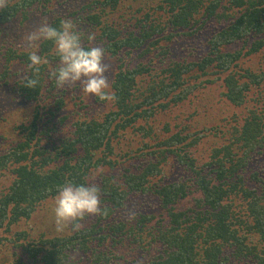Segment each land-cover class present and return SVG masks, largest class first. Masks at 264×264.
I'll return each mask as SVG.
<instances>
[{"label":"trees","instance_id":"16d2710c","mask_svg":"<svg viewBox=\"0 0 264 264\" xmlns=\"http://www.w3.org/2000/svg\"><path fill=\"white\" fill-rule=\"evenodd\" d=\"M69 1L67 6L59 1L56 7L53 0H8V5L0 9V39L8 27L14 28L21 16V23L33 24L39 18L40 23L47 20L57 28L62 20L75 16L72 21L81 34L82 44L104 49V63L108 65L106 76L116 99L101 101L89 94L85 103L81 96L72 94V98L76 97L77 110L84 109L85 115L97 110L102 113L90 119H78L72 138L55 140L60 126L75 112L65 108L68 88L58 87L55 81L52 83L50 71L59 63L54 43H39L38 55L53 64L49 70L47 63L42 64L38 74L27 66L30 53L24 46L16 50L9 44L0 78L6 79L14 70L19 76L9 84L0 85V114L1 101L14 92L16 98L25 102L27 114L31 107V118L21 122L10 145L5 146L0 116V176L6 178V188L0 189V233L10 225L24 226L30 231L28 235L25 231H16L12 241L6 239L13 247L5 258L8 261L17 258L12 264H118L117 260L125 256L115 252L114 247L125 241L132 251H148L152 245L158 246L154 255L149 251L148 260L141 264H264V175L261 168L264 110L254 103L242 121L235 120L227 129L229 134L212 133L219 139L211 140L215 143L209 147L207 160L204 150L208 142L199 136L200 131L191 135L195 137L193 140L201 138L191 146L200 150L197 154L195 148L191 151L187 146L177 149L187 141L186 136L180 135L182 130L169 134L173 129L167 128L165 133H157V141L162 138L166 141L148 147L141 144L142 139L148 142V135L155 132H142L137 128L142 123L148 125L156 121L152 119L157 115L173 111L177 102L189 98L193 90L201 89L205 82L200 80L195 84L200 78L214 84L225 75V98L235 107H247L252 93L258 95L254 100L260 102L262 94L264 96V57L257 60L258 68L240 66L239 61L244 56L264 51V0H161L155 9L147 4L136 9L140 15L133 14L130 21L134 19L135 24L127 28L121 23L117 26L109 16L120 9H131L127 5L129 0H89L76 9L68 7ZM51 4L54 9L48 11ZM59 6H65L69 12L64 14ZM200 15L216 23L204 45L206 53L195 55L189 51L184 57L165 64L164 60L172 53L170 48H174L186 29L196 27ZM92 31L95 39L89 41L85 36L92 35ZM161 42L167 48L163 50V58L155 53L134 70L115 68V62L128 47L147 49L142 50V56H146L158 50ZM246 45L251 46L248 51ZM15 57L20 60L21 71L12 70ZM157 59L166 65L165 69ZM229 59L233 64L224 62ZM159 67L160 71L153 74ZM212 67L220 71L207 73ZM25 74L38 80L35 88H25ZM144 74L151 79L147 91L138 86V78ZM191 81L196 86L186 84ZM6 85L10 87L5 88ZM184 86L188 89L177 95ZM171 124L168 122L166 126ZM134 130L137 133L132 136L129 131ZM126 135L132 137L126 141ZM135 143L139 146L133 156L130 147ZM124 144L128 146L126 149ZM162 148L171 158L170 162L164 154L156 160ZM201 151L202 156L196 157ZM135 154L142 161L130 166L132 168L125 166ZM259 159L263 163L257 162ZM178 170L189 177L174 180V171ZM66 182L75 186L96 184L100 189L102 214L86 215L77 221L83 225L79 230L57 232L55 197ZM192 186L198 193L194 207L181 209L178 203L193 193ZM133 197H152V206L164 216L163 221L155 220L158 215L148 210H138L124 219L118 212L124 210ZM92 216H97L93 217V224L85 225ZM40 227L47 230L36 237ZM34 228L37 230L31 234Z\"/></svg>","mask_w":264,"mask_h":264},{"label":"rangeland","instance_id":"374dc122","mask_svg":"<svg viewBox=\"0 0 264 264\" xmlns=\"http://www.w3.org/2000/svg\"><path fill=\"white\" fill-rule=\"evenodd\" d=\"M62 2H64V5L67 6V0H59ZM58 0H53L52 4H55L57 7V3L59 2ZM89 0H70L68 3V7H75L79 8L82 5H84L85 3H87ZM161 0H129L127 2V5L131 6V9H120L118 11H116L114 14L110 15V21L115 20L116 21V25L119 26V23H121L122 25H126L125 28H127V26L130 25H134L135 20H131L130 18H132L133 14H135V16L140 15L136 13V9H138L141 6H145V4H147L150 8L155 9V7H158V5L160 4ZM51 3V2H50ZM52 4L50 5V7L48 8V11H52L54 9V6H52ZM58 9L60 11H62L64 14H67L69 11H67V8H65V6H59ZM58 12V10L56 11ZM157 13H161L160 11H156ZM228 13V12H227ZM46 15V14H45ZM208 16L206 15H200L197 17L198 22L197 25H195L196 27L193 30H189L186 29L184 31L185 34H182L183 37L179 36V42L176 43L174 45V48L171 47V51L172 53L168 55L167 60H164L165 64H169L172 59H179L181 57H184L186 54L189 53V51H192L195 55H199V54H204L206 53V48H205V43L210 39V34L213 32V30L215 29L214 27L216 26V23H214L212 20H209V18H207ZM34 19V18H32ZM37 19V17H36ZM39 19V18H38ZM35 20L36 23L31 24L30 22H25V23H21L22 21V16L20 21H17V23L14 25L13 27H8L6 29V31L3 33L1 39H0V73L2 72V63L5 61V57L4 54L6 53L9 44L12 45L16 50L18 46H23V37L35 30L41 23L39 22V20ZM69 19L73 20L75 19V16H70ZM76 23H80L79 20H76ZM200 29V30H199ZM133 29H130V31ZM198 34H194L195 31H198ZM135 31H139V29H136ZM127 32V29L125 30L124 33ZM93 33V31H92ZM94 34V33H93ZM96 34V32H95ZM193 34V36H192ZM166 35H169V33L166 32ZM88 37V36H85ZM193 37V38H191ZM97 45V44H96ZM166 47V44L164 42L160 43V48L158 47V50H155L153 53L148 54L146 56H142V50H147V49H139V48H131L128 47V49H126V51H124L123 55L120 57L119 61L115 62V68L117 66L123 68V69H127V70H134V68H137V66L139 65L140 62L143 63H147V61L151 58L154 57L153 54L158 53L162 56L163 58V50ZM247 47V51L250 49V45H246ZM24 49L30 53V50L27 49L26 47H24ZM167 49V48H165ZM37 54L40 50V48L38 47L37 49H34ZM232 52H234V50H231ZM7 56V55H6ZM264 57V51L262 52H258L255 55H249V56H244L243 59H241L239 61V65L240 66H244V67H250V66H255L256 68H258V63L257 60L260 59V57ZM24 59V58H23ZM23 59H21V61H23ZM17 57L12 59V62H14L12 64V66L14 65L13 69L17 68V71H21V64H20V60ZM113 59H111L110 61H112ZM155 60V59H154ZM233 60L229 59V60H225L224 62L228 65L233 64L232 62ZM157 62L160 64V66L165 69L166 65H164L162 62H159L157 59ZM110 63V62H109ZM18 64V65H17ZM49 65L48 70L52 67L53 62H48L47 63ZM112 64V63H111ZM19 67H17V66ZM28 66V65H27ZM114 65L112 64V67L110 68V70H113ZM24 69H26L24 67ZM157 69L153 70V74H156L157 71H160V67ZM116 70V69H115ZM216 71H220V69H218L217 67L214 68H210L207 70V73L210 72H215ZM15 71V70H14ZM12 72L11 76H8L6 79H1L0 78V85L4 84V83H11L14 80H16L18 78V72ZM207 77V76H205ZM226 76L223 75L219 78V81L214 83V84H208L206 82V78L202 79H198V81H195V84H198L200 82V80L203 81V86L201 89L199 90H193L191 92V94H189V98L181 100L179 102H177V106L174 107L173 111H168V114L165 115H157L155 118H153L152 120H156L148 125H142L144 123H142L141 125L137 126V128L140 129V131L142 130V132H148V131H152L155 132V134L152 135H148V138H146L148 140V142L145 141V139L143 138V143H141L142 145H147L148 147H152L151 145L157 144L159 142H165L166 140L164 138H162L163 140L157 141V133H165L167 128L169 129H173L172 132H170L169 134H173L175 133V131L178 130H182L180 135L182 136H186L187 137V141L183 144H180L177 146V149H182V147L187 146L188 147V151L194 150L195 146L191 147L192 145H194V143L197 140H200L203 137V140L205 139V141H207V145L205 146V150H204V155L206 156V160L209 158V153L208 151H210L209 147L210 145L212 146L213 141L211 140H217L219 138L214 137V135L212 133H226L229 134V131L227 130L231 125L234 124L235 120H243L245 118V116L248 113V109H251V107L253 106L254 103H256L257 105H259L260 110L263 109L264 110V96L262 94V97L260 99V102H256L254 99L257 98V94L256 93H252V95L250 96V102L247 105V107H235L232 104H230L226 98H225V93H226V86H225V82H224V78ZM212 77H210L211 79ZM150 77L147 74H144L142 76H140V78H138L139 81V85L140 88L142 89V91H147V88L150 85ZM54 79L52 78V83H54ZM194 81L191 82H187V85H194L196 86L194 83ZM109 86L111 87V84L109 83ZM208 86V88L206 89L205 87ZM5 88L10 87L9 85L4 86ZM66 87L68 88V96L66 97V104H65V108L69 109L70 111H73L75 113H73L72 115L69 116V118H67V120L63 123L62 126H60L59 128V132L60 134L58 136H56V139H61L64 137H68V138H72L74 136V132H76L77 127H76V122L78 119L83 120L85 117H88V119H90V117L92 115H96V114H101L102 112H99L101 110H97L94 111L93 113L90 112V116L89 115H85L84 113V109H80L77 110L75 107V101H76V97L72 98V94L77 95V96H81L84 99V102L86 103L88 98H89V94H86L84 92H82V89L80 87V84L77 83L75 85H66ZM2 89V88H1ZM186 89H188L187 86H184V88L180 91V93H178L177 95L181 94L182 92H184ZM252 92V91H251ZM8 93V92H7ZM8 103V105H7ZM2 107L3 109H1V127H2V133L5 136V141H4V145L6 146V144L10 145L11 138H13L12 136L15 135V131L16 128L21 124V122H28L31 118V107L29 108V113L27 114L26 109V104L25 102H23L22 100L16 98V94L13 92L12 94H9L7 96V98H4V100L1 101ZM173 104L170 106L172 107ZM111 107V104H110ZM109 107V108H110ZM151 108V107H150ZM258 108V107H257ZM88 111H90L91 109L88 108ZM79 111V114L76 112ZM198 113H201V115H197ZM172 118V119H171ZM198 120L204 121V122H200ZM45 121V120H43ZM168 122H171V126H166ZM175 124L179 125V127H176ZM214 128V130H210V128ZM208 130V131H206ZM199 132V136H201V138L193 140L195 137H192L191 135L193 133L196 134V132ZM130 133H132V136H134L137 131H129ZM139 133V132H138ZM141 135V134H140ZM219 135V134H218ZM224 135V134H223ZM131 135H126L125 139L126 141L129 140L130 137H132ZM54 139V138H53ZM213 142V143H212ZM136 144V143H135ZM214 145V144H213ZM139 146V144H136L135 146H131L130 147V151L132 153V155L134 156V152L136 150V148ZM128 146L127 144H124V149H126ZM2 149V147H1ZM197 151V154L200 150H198V148H195ZM117 154L119 155L120 152L118 150V148H116ZM165 153V149L162 148L157 152V156L155 157L156 160L158 161V159L161 158L160 155ZM191 153V152H190ZM203 151H201L200 155H195L196 157L200 158L202 156ZM165 156V159L167 161H171V158ZM159 157V158H158ZM142 161L141 157L137 156L135 154V157H130L129 160H127L125 162V166L132 168L130 166H134L135 164H138ZM150 161H152V157L150 158ZM257 162H261L263 163L262 159L257 160ZM160 163L164 164L163 161H161ZM261 168L263 169V175H264V163L261 166ZM167 170V168L165 169ZM174 174L176 175L174 177V180H178L181 177H184L185 179L189 177V174H182L180 173V170L178 171H174ZM6 178H4V176H0V189H5L6 185H5V180ZM121 183H124V180H120ZM191 191H193L192 194H189L188 197H186L185 199L181 200L178 205L181 209H187V208H192L194 207L195 204V199L198 197V193L195 191L194 186H192ZM154 205V200L152 197H133L132 200H130L127 204V207L124 210H121L120 212H118L119 215H121L124 219H128L130 218L136 211L138 210H143L144 212H148V213H152L154 215H158L157 218L155 220L159 221L162 220L163 221V217L164 216H160V214H158L159 210L153 208ZM148 210V211H147ZM97 216H92L89 217L87 221L84 222L85 225H90L93 224V220ZM166 221V218H165ZM32 225L34 226V223H32ZM82 225V224H81ZM149 225H152V223H150ZM83 226V225H82ZM37 230V228H34L33 231H31V234H33L35 231ZM47 229H44V227H40V229H38V231H36L35 236L38 237L40 233L45 232ZM72 230L71 226L65 228V232H70ZM16 231H20V232H26V234H29L28 229H26V227L24 226H16V227H12L10 226H5L1 233H0V238L3 239V241H0V250L2 252H0V264H12L13 261H15L17 258H14L10 261H8L5 257L12 251L13 244L12 242H8L6 239L8 240H13L12 238H14L15 236V232ZM157 245L154 244L150 247V249L148 251H144L142 249H137L135 251L130 250L129 248V244L128 242L125 243V241H123L122 243L116 245L114 247V251L118 252L120 255L125 256V258L119 259L117 260L118 264H141L142 262H146L148 260L147 257H149L148 252L152 251L151 255H154L155 253V249L158 247H156ZM133 247V246H132ZM19 253H21V249H18ZM135 258V259H134ZM134 259V260H133ZM18 262V261H17ZM235 264H242V263H238L235 262Z\"/></svg>","mask_w":264,"mask_h":264},{"label":"clouds","instance_id":"9594fccd","mask_svg":"<svg viewBox=\"0 0 264 264\" xmlns=\"http://www.w3.org/2000/svg\"><path fill=\"white\" fill-rule=\"evenodd\" d=\"M8 5V0H0V9ZM95 35H89L88 40L94 41ZM23 46L30 50L29 68L40 71V66L47 60L37 54L34 49L41 41L54 43L59 63L50 71V76L60 88L66 85L80 84L82 92L92 94L101 101L114 102L115 94L110 91L108 65L104 63L105 52L101 47H85L81 42V34L71 19L62 20L60 27L51 26L47 20L23 37ZM24 86L28 89L36 87L38 80L25 74ZM100 189L96 184L89 186H75L66 182L58 189L55 197V225L57 232H63L71 226L72 230H79L82 225L77 221L86 215H100Z\"/></svg>","mask_w":264,"mask_h":264},{"label":"bare ground","instance_id":"6f19581e","mask_svg":"<svg viewBox=\"0 0 264 264\" xmlns=\"http://www.w3.org/2000/svg\"><path fill=\"white\" fill-rule=\"evenodd\" d=\"M169 4V3H168ZM8 156V155H7ZM8 159V158H7Z\"/></svg>","mask_w":264,"mask_h":264}]
</instances>
